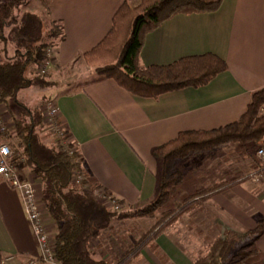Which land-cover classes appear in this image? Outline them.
<instances>
[{"label": "crops", "instance_id": "obj_1", "mask_svg": "<svg viewBox=\"0 0 264 264\" xmlns=\"http://www.w3.org/2000/svg\"><path fill=\"white\" fill-rule=\"evenodd\" d=\"M137 1L51 0L44 16L61 24L64 38L53 48L55 64L46 78H60L66 69L71 72L74 64L83 62L80 55L105 37L118 7ZM204 53L223 59L226 70L204 86L182 88L156 98L134 96L112 79H90L67 89L64 84L46 87H56L50 100L58 107L59 119L75 143L85 181L116 197L122 208L142 206L156 196L159 166L152 155L154 148L180 131L208 130L237 120L251 94L264 88V0H222L213 12L174 15L144 35L139 60L144 66L166 65ZM43 138L53 143L45 130ZM194 156V162L199 156L205 157L199 153ZM246 161L255 166L252 159ZM178 166L182 183L187 179L176 189L177 194L184 195L181 200L210 185L207 177L218 174V169L216 174L207 172V176L186 174L184 162ZM17 171L22 180L31 179L29 170ZM197 178L201 187L190 189V181ZM219 178L213 183L223 187L196 198L198 207L185 212L143 246L135 263L146 259V264H192L210 242L228 232L237 234L255 227L256 217L264 216V185L249 179L231 181L230 170ZM117 222L120 228H139L128 234L120 228L115 232L125 239L134 236L131 245L145 231L139 219ZM104 232L91 242L90 249L95 259L107 261L114 246L118 245L117 251L123 247L116 244L115 235L105 238ZM255 246L264 264V233ZM0 253L23 264L39 254L19 192L1 176Z\"/></svg>", "mask_w": 264, "mask_h": 264}, {"label": "trees", "instance_id": "obj_2", "mask_svg": "<svg viewBox=\"0 0 264 264\" xmlns=\"http://www.w3.org/2000/svg\"><path fill=\"white\" fill-rule=\"evenodd\" d=\"M50 1H42L45 9ZM26 2L0 0V105L7 107L12 103L18 110L9 114L11 133H4L5 139L10 141V162L16 169L27 168L40 185L46 213L55 227L53 255L57 264H107L93 258L91 241L115 218L148 216L164 206L181 182V173L174 168L177 159L205 150L218 151L229 144H240L245 146L243 156L257 162L254 151L259 142L264 143V114L259 113L264 88L251 94L246 110L237 120L208 130L180 131L173 139L153 149L159 173L156 196L152 201L132 211L108 209L92 196L91 190L96 186L88 188L85 180L80 185L73 184L74 171H82L75 143L70 140L65 144L66 149H62L41 140L39 134L43 129L41 118L45 101L30 109L18 98L21 90L55 84L46 79V73L28 76L27 71L30 65L41 63L46 51L64 38L61 24L56 21H51L50 28L44 32L40 15L21 9ZM221 2L138 0L134 6L123 2L115 11L105 37L80 55L83 62L93 68L95 77L91 82L112 79L132 95L145 98L206 85L227 68L226 62L215 54L185 56L166 65L144 66L140 63L139 52L144 35L163 21L177 14L213 12ZM202 193H193L183 200L186 202ZM197 205L198 202H194L182 207L170 221ZM174 212L175 209L164 212L162 220ZM160 232L150 230L143 233L133 250L116 264H131L142 247ZM251 232L252 240L230 256L234 243L216 240L192 264H261L262 256L255 241L264 233V217L256 221V228ZM2 256L0 253V260Z\"/></svg>", "mask_w": 264, "mask_h": 264}, {"label": "rangeland", "instance_id": "obj_3", "mask_svg": "<svg viewBox=\"0 0 264 264\" xmlns=\"http://www.w3.org/2000/svg\"><path fill=\"white\" fill-rule=\"evenodd\" d=\"M42 1L43 0H27L26 4L24 6H22L21 9L22 10H25V11H32V12H35V13L39 14L41 16L42 20H43L44 32H47L48 29L50 28V25H51L50 22L51 21L48 20L47 16H44L46 14V10H45V7H44ZM137 2L134 3V4H129V5L130 6H134V5L137 4ZM45 38L47 39V37H45ZM54 47L49 48V49H52L53 54L55 55V51L53 49ZM79 63L80 64H77L76 63V65L74 64L72 66L71 72H70V70L66 69V71H64L62 73L63 75H61L60 78H54L53 77V78H51L50 81H52V82L55 81L56 82V83L54 82L55 84H64L65 85V89H67L70 86L73 87L74 85H78L80 83H84L87 80H90V79H92V78L95 77V75L93 73V68L92 67L87 66L84 62H81V61H79ZM35 66L36 65H30L28 67V71H27V75L28 76H33L35 73H39L38 72L39 71V65L37 64L38 67H35ZM51 68H48L45 73H48ZM34 69H35V71H34ZM46 77H47V75H46ZM55 88L56 87H53V89H46V88H41V87H31V88H27V89L21 90L20 93L18 94V97H19V100L21 102H23L30 109H33L38 104H40V103H42L44 101H45V103L47 101H50V97L53 96V93L55 92ZM12 111L15 112V113L18 111L17 108H15V105H13L12 103H8L7 107L5 105H0V114H1V116L3 118V120H4V123H3V126L4 127L2 126L3 128L2 127L0 128V142L1 143L2 142L3 143H6L8 145L10 144V141H7L5 139L4 133L5 134L6 133H11V124H12V122L10 120L9 114ZM41 120H42V123H43V129H41L40 134H39L41 140L44 143H46L47 145L53 146L55 148L66 149L64 143L67 144L68 141H70L69 135L66 134L67 136L66 135L61 136V138H59V136H57V135H54V133L50 130V128L45 125V122L43 120V108H42V118H41ZM44 130L48 132L49 136H51V139L53 138L51 140V141H53V143H48L45 140V138H43V131ZM244 148H245V146H242L240 144H229L226 147H224V148H222L221 150H218V151L217 150H205V151H201V152L192 153V154L187 155L184 158L177 159L175 161V163H174V168L179 171V169H178L179 166L178 165H179V163H182V161H183L184 162V165H186V167H184L186 174L187 173H190V174L191 173H193V174L194 173H197V175H199V174L203 175V173H205L206 176L208 175L207 172L213 174V173H215V170L218 169V174L215 173L216 175L211 176V177L210 176L207 177L208 178V182H209L210 185H208V186H206L204 188L197 189V191L193 192V193H198V192H201L202 193V191L204 190L205 193L199 194L198 196H196L197 195L196 194L195 195L196 198L203 197L204 195L206 196L209 192H215V191H218L219 189H221L223 187L222 185H219L221 183H219V182L213 183V182L219 180L220 179L219 176L220 177L224 176L225 175V171H229V170H230V176L233 177V179L231 181H236V180L237 181H239V180L244 181V180H248L249 179L253 184H256V185H264V181H260L259 180V181H256L255 182V181H252L251 180V177L257 172L258 162H254L255 166H253L252 163L247 162L246 161L247 158L245 156H243ZM198 153H199V155H201V156L204 155L205 157L200 158V156H199V158H197L196 162H194V159H196V158H194L195 157L194 155H198ZM192 158H194V159H192ZM209 163H213L212 166H210ZM253 167H255V168H253ZM22 169L28 170L27 168H22ZM81 172H82V179L79 180L78 182H76L74 180V178H72L73 184L80 185L83 182V180H85L83 171H81ZM247 172H249L248 175L244 176ZM181 176H182V178H181L180 184L182 185L183 183H185V181L187 179H185V181L182 183V180H183L182 173H181ZM206 176H205V178H206ZM31 180L34 182L33 184L36 187L35 196H36V198L38 200V203H39V206H40L41 215L43 216V219H44L43 222L46 225V228H47V231L49 233L50 239L53 241V237H54V233H55V227H54L53 222L49 218L48 214L46 213V210H45V207H44V203H43L42 197H41L40 185L37 184L34 181V178L32 176V173H31ZM200 181H201V179H199V178L192 179L190 181V183L192 182L190 189L193 190L194 188L201 187V186H197V185L200 184ZM86 186L88 188L90 187V185H86ZM204 186H205V184H204ZM210 188H212V189H210ZM207 189H210V190L209 191H206ZM96 190H99V191L103 192L104 193V196L103 197L98 196V194L95 193ZM91 193H92V196L95 199H97L98 201H100L103 205H105L108 209H110L112 211H118V212L119 211H132L134 208H138V207H142V206L146 205V204H144L142 206H137V207H134L132 209H124L121 206V202L118 201L116 199V197H114L113 195H111V194H109V193L101 190L98 187L93 188L91 190ZM94 193L96 195H94ZM192 194H189L187 196H190ZM106 196H109L111 198H114L116 200V202H117L116 204L120 208L118 210H115L114 206H110V204H108L106 202L108 199L107 200H104ZM182 196H184V195L177 194V192L175 191L174 195L171 198H169L168 202L164 206H162L161 208L155 209L152 212V214H149L148 216L128 217V218H123V219H117V218H115V219H113L110 222L109 226L107 228H105L101 232V234L106 229H108L106 232H104L105 233V234H103L104 237L106 238L107 235H109V234H112V236L114 237V235L116 234L115 233L116 230H118L120 228L119 226L117 227V225H118L117 220H127V219H139L140 220V223H141V225H140L141 227L140 228H142L141 230H145L143 233H145L147 231H150V230H152L153 232H159V231L163 232L171 224H173L174 222H176L179 218H181L185 214V212L179 213V214H177V217L175 218V220L170 221V218L175 213H177L180 210H182V207H184V206H186V205H188L190 203L193 204L194 202H197L195 196H193V199L190 198V200H188L186 202L184 200H185V198L187 196L184 198V200H181V197ZM181 203H182L183 206L181 205ZM178 206H180V207H178ZM196 207H198V205ZM172 209H175V212L173 214L169 215L164 220H162V216L166 212H168V211H170ZM192 209H194V208H192ZM188 211H190V210H188ZM46 216L50 219V221H47L46 222ZM262 217H264V216L256 217V219H255V227L253 229L244 230V231H241L239 229L240 231L237 234L236 233H232V232H228L226 235L223 236V238H218L217 239V240L223 239L227 243L228 242L234 243V244H232L234 249H231V251L229 252V256L231 254H233V252H235L240 246L246 245V244H248L252 240L253 234H252L251 231H253L256 228V221L258 219L262 218ZM114 221H116L117 223L114 222ZM167 221H168V224H165ZM135 229L137 230L139 228L137 226L134 227L132 225L131 226H125V225H123V227L120 228V230H124L125 232L128 231V232H126V234L131 233L130 231H133ZM119 232L120 231H118L117 233H119ZM100 235L98 237H100ZM141 235H140V237H141ZM130 236L131 235H129V236L126 237V235H125L126 239L123 238L124 236L123 237L120 236V234H119V236L118 235L116 236L115 240L118 239V241H117L116 244L121 243L122 244V247H123V250L122 251H117L118 250L117 249L118 248V245L117 246H114L112 248V252L110 254V257L107 259V261L104 260L107 264H116L119 261V259H121L125 255L129 254L130 251L133 250L136 241L140 237L134 242L133 245H131L133 243L134 236H131V237ZM121 238H122L123 242L121 241ZM214 241H216V240H214ZM213 242H210L208 245H206L203 248V251H202V253L200 255H203L204 254V251L206 250V248H208V246L211 243H213ZM107 244L109 245V243H107ZM37 258H39V254H38L37 257L31 258L30 260L26 261L24 264H30L31 261H36ZM136 259L137 258H135L131 264H146L147 263L146 262L147 261L146 259L141 260V261H138L137 263H135L136 262ZM0 263L1 264H23V262H21V261L15 262L14 260H12L11 257H4V256H2V258L0 260ZM41 264H49V263L42 262Z\"/></svg>", "mask_w": 264, "mask_h": 264}, {"label": "built area", "instance_id": "obj_4", "mask_svg": "<svg viewBox=\"0 0 264 264\" xmlns=\"http://www.w3.org/2000/svg\"><path fill=\"white\" fill-rule=\"evenodd\" d=\"M55 55L52 49H48L45 54V58L39 63V74H44L48 68H51L55 64ZM259 113L264 114V100L259 106ZM43 120L45 125L50 128L54 135H65V127L59 119V109L53 101H48L43 107ZM4 120L0 114V128L3 126ZM4 127V126H3ZM2 127V128H3ZM64 130V131H63ZM61 141V140H60ZM60 144V143H59ZM65 145V143H64ZM63 146V145H62ZM11 150L8 144L0 142V176L5 179L9 185L15 188L20 195V201L23 207L24 214L30 225L33 236L39 247V258L36 261H31L30 264H41L46 262L49 264H56V260L53 255V241L50 239L46 225L44 224L43 216L41 215L40 206L35 196L36 187L34 182L29 180H22L19 177L18 171L13 163L10 162ZM254 156L258 162L257 172L251 177L252 181H264V143L259 142L257 148L254 151ZM73 178L76 182L82 179V172L80 170L73 173ZM98 196L103 197L104 193L96 190ZM94 193V195H96ZM106 196L104 200L114 206L115 210L120 207L116 204V200Z\"/></svg>", "mask_w": 264, "mask_h": 264}]
</instances>
